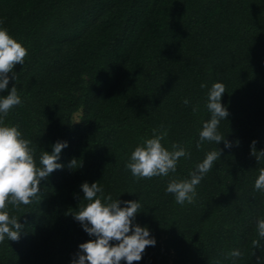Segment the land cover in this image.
I'll use <instances>...</instances> for the list:
<instances>
[{
    "label": "trees",
    "instance_id": "trees-1",
    "mask_svg": "<svg viewBox=\"0 0 264 264\" xmlns=\"http://www.w3.org/2000/svg\"><path fill=\"white\" fill-rule=\"evenodd\" d=\"M0 264H264V0H0Z\"/></svg>",
    "mask_w": 264,
    "mask_h": 264
},
{
    "label": "rangeland",
    "instance_id": "rangeland-1",
    "mask_svg": "<svg viewBox=\"0 0 264 264\" xmlns=\"http://www.w3.org/2000/svg\"><path fill=\"white\" fill-rule=\"evenodd\" d=\"M74 120H77V117L76 116H74Z\"/></svg>",
    "mask_w": 264,
    "mask_h": 264
}]
</instances>
